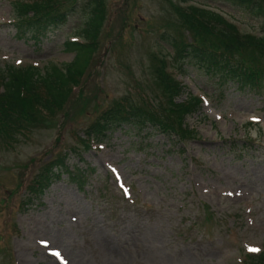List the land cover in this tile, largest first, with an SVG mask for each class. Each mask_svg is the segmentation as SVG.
<instances>
[{
	"label": "rangeland",
	"instance_id": "rangeland-1",
	"mask_svg": "<svg viewBox=\"0 0 264 264\" xmlns=\"http://www.w3.org/2000/svg\"><path fill=\"white\" fill-rule=\"evenodd\" d=\"M23 1L31 0H0V70L63 69L75 56L64 43L86 22L85 0H59L66 21L37 41L14 21L13 3ZM104 5L95 50L62 107L0 139V264L247 263L245 254L264 251V89L218 90L189 63L173 70V48L161 35L192 41L172 5L204 6L255 36L264 35V16L222 0ZM162 60L184 87L178 101H201L185 119L190 133L182 139L123 126L100 143L78 146L85 129L124 97L154 109L153 68ZM63 155L76 177L63 175L29 204L26 184ZM227 189L241 196L230 198Z\"/></svg>",
	"mask_w": 264,
	"mask_h": 264
},
{
	"label": "trees",
	"instance_id": "trees-1",
	"mask_svg": "<svg viewBox=\"0 0 264 264\" xmlns=\"http://www.w3.org/2000/svg\"><path fill=\"white\" fill-rule=\"evenodd\" d=\"M222 1L242 7L256 16H264V0ZM13 6L17 14L14 21L16 24L21 22L18 24L19 32L32 33L34 41L40 40L44 30L66 21L67 11L62 9L59 0L15 2ZM172 6L183 28L192 36L191 42H183L167 33L161 35L173 48L172 58L177 63L173 65L174 69L182 72L183 66L189 63L207 78L214 79L218 90L230 86L239 91L259 94L264 89V35L242 34L222 15L204 6L194 5L181 11L179 6ZM82 7L86 22L79 37L84 42L64 43L65 50L75 54L71 63L63 65V69L54 65L21 69L10 64L6 66L5 73L0 70V139L6 140L17 131L27 130L37 115H52L54 109L62 107L70 89L77 87V77H82L95 50L94 40L102 26L105 10L104 0H85ZM30 13L32 16L28 17ZM157 63L153 68L155 96L158 98L154 109L141 107L124 97L103 111L85 129V138L80 140L78 146L88 148V141L89 145L92 141L101 142L108 133L123 126H129L139 133L151 126L161 133L182 139L190 133L185 119L199 109L200 100L190 96L187 100L178 101L184 87L166 72L167 69L165 71L164 60ZM68 81L73 85L65 89ZM65 174L76 177L68 169L65 155L47 163L27 185L29 204L40 201L44 192ZM249 262L264 264V253L254 256Z\"/></svg>",
	"mask_w": 264,
	"mask_h": 264
},
{
	"label": "bare ground",
	"instance_id": "bare-ground-1",
	"mask_svg": "<svg viewBox=\"0 0 264 264\" xmlns=\"http://www.w3.org/2000/svg\"><path fill=\"white\" fill-rule=\"evenodd\" d=\"M241 191H235V190H225V193L230 197V198H238L241 196L240 194ZM242 193V192H241ZM49 258H51V255L46 254Z\"/></svg>",
	"mask_w": 264,
	"mask_h": 264
},
{
	"label": "snow or ice",
	"instance_id": "snow-or-ice-1",
	"mask_svg": "<svg viewBox=\"0 0 264 264\" xmlns=\"http://www.w3.org/2000/svg\"><path fill=\"white\" fill-rule=\"evenodd\" d=\"M250 251H257V249H250Z\"/></svg>",
	"mask_w": 264,
	"mask_h": 264
}]
</instances>
